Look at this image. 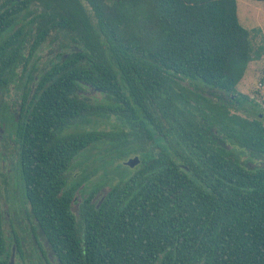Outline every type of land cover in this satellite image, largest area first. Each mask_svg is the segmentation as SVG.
<instances>
[{
    "label": "trees",
    "instance_id": "obj_1",
    "mask_svg": "<svg viewBox=\"0 0 264 264\" xmlns=\"http://www.w3.org/2000/svg\"><path fill=\"white\" fill-rule=\"evenodd\" d=\"M262 53L236 0H0V138L60 264H264Z\"/></svg>",
    "mask_w": 264,
    "mask_h": 264
},
{
    "label": "rangeland",
    "instance_id": "obj_2",
    "mask_svg": "<svg viewBox=\"0 0 264 264\" xmlns=\"http://www.w3.org/2000/svg\"><path fill=\"white\" fill-rule=\"evenodd\" d=\"M237 5V17L242 27L249 30L252 35V42L256 46H264V1L257 0H236ZM52 50H45L41 53V61H46L52 54ZM264 77V53L258 60L251 61L247 67V70L236 88V94H243L256 100L262 106L264 110V84L261 82V78ZM23 92L22 88L12 90L8 96L2 97L1 100L11 108L14 116H16L15 110H18L21 103L20 94ZM196 92L201 96L212 98L216 100V91H210L204 87L196 89ZM84 96L99 97V94L93 90L88 89ZM91 125L86 126L83 130L91 129ZM11 131L8 127L5 130L1 129L0 138V213L2 219L5 220L10 217L14 210H20L19 207L24 208L26 206L23 201L22 182L20 181L17 169V151L14 143L12 142ZM97 154V149L93 151ZM131 156L130 158H133ZM96 161V159H95ZM94 161V162H95ZM91 163V162H90ZM97 163V162H96ZM96 163H94L96 165ZM94 165V166H95ZM10 169V170H9ZM101 175V172L94 176L93 180L97 179ZM106 190V189H105ZM99 196L97 195V200ZM17 201L20 205L17 206ZM8 210V211H6ZM2 222L0 221V227ZM6 226V223H3Z\"/></svg>",
    "mask_w": 264,
    "mask_h": 264
},
{
    "label": "flooded vegetation",
    "instance_id": "obj_3",
    "mask_svg": "<svg viewBox=\"0 0 264 264\" xmlns=\"http://www.w3.org/2000/svg\"><path fill=\"white\" fill-rule=\"evenodd\" d=\"M15 202L17 206L20 205ZM19 209L14 210L10 217L6 214L5 220L0 213V237L6 243L8 253L6 264H60L41 229L29 221L24 208ZM73 210H78L77 204L73 206Z\"/></svg>",
    "mask_w": 264,
    "mask_h": 264
},
{
    "label": "water",
    "instance_id": "obj_4",
    "mask_svg": "<svg viewBox=\"0 0 264 264\" xmlns=\"http://www.w3.org/2000/svg\"><path fill=\"white\" fill-rule=\"evenodd\" d=\"M138 164H139L138 156H134L133 158H129L126 162H124V165L128 166L129 168H134Z\"/></svg>",
    "mask_w": 264,
    "mask_h": 264
}]
</instances>
